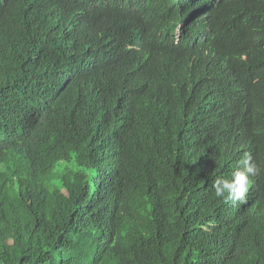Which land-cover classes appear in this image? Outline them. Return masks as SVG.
I'll return each mask as SVG.
<instances>
[{"label": "trees", "instance_id": "1", "mask_svg": "<svg viewBox=\"0 0 264 264\" xmlns=\"http://www.w3.org/2000/svg\"><path fill=\"white\" fill-rule=\"evenodd\" d=\"M252 75L264 0H0V264H264Z\"/></svg>", "mask_w": 264, "mask_h": 264}, {"label": "clouds", "instance_id": "2", "mask_svg": "<svg viewBox=\"0 0 264 264\" xmlns=\"http://www.w3.org/2000/svg\"><path fill=\"white\" fill-rule=\"evenodd\" d=\"M157 15L158 12L155 11L150 16L144 18L147 26L156 19ZM173 34L175 43H177L180 38V29L178 24L175 26ZM242 55L244 62L248 66H250L251 62L257 63L261 61L256 55L254 49L252 52ZM259 78L260 76L258 75H252L242 81H239L246 85L245 89L242 90L246 101H254L257 107L264 105V94L256 89ZM239 163L243 166L234 168L231 172L230 178L216 176L212 180L211 187L216 198L222 199L225 202H246L247 193L249 192L252 183L250 177L258 175L260 168L257 163L252 161L250 156L245 157Z\"/></svg>", "mask_w": 264, "mask_h": 264}]
</instances>
